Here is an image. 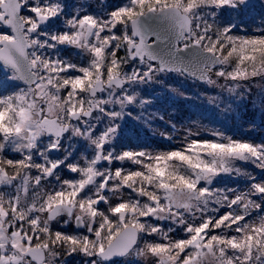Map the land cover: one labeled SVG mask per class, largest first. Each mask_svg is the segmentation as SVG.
I'll list each match as a JSON object with an SVG mask.
<instances>
[{
  "label": "snow or ice",
  "instance_id": "6c2138e0",
  "mask_svg": "<svg viewBox=\"0 0 264 264\" xmlns=\"http://www.w3.org/2000/svg\"><path fill=\"white\" fill-rule=\"evenodd\" d=\"M177 100L202 109L179 127ZM244 102L264 114V0H0V264H264Z\"/></svg>",
  "mask_w": 264,
  "mask_h": 264
},
{
  "label": "rangeland",
  "instance_id": "374dc122",
  "mask_svg": "<svg viewBox=\"0 0 264 264\" xmlns=\"http://www.w3.org/2000/svg\"><path fill=\"white\" fill-rule=\"evenodd\" d=\"M91 2L95 5L97 3V0H91ZM106 2H107V4H109L111 6H115L116 4H118L120 2V0H106ZM75 54H76L75 49H65L62 53L63 56L76 61L77 58H76ZM79 61H80V57H78L76 62H79ZM169 83L173 84L176 87H181V84H183V87L181 88V90L187 89L189 92H192V93L203 91L198 85L192 84L191 82H181V81H177V80L173 79V80H170ZM258 88H259V83L257 82L254 85L253 92H252V96L256 99H259ZM200 104H201L200 101H196V104H194L193 102H185L182 100H177L175 102L176 116L174 118L178 121V127H179L180 123H183L184 115L187 114V112H188L186 108L189 106V107H192L193 109H197V111L202 110L199 107ZM253 122L255 124V131L250 132L249 126ZM259 123L261 125L257 126ZM157 124L161 128L170 131V129L167 128V125H165L159 121H157ZM226 124H227V122H226ZM260 128L264 129V114H262L258 108L254 109L250 102L241 103L237 112L235 113L234 119L228 120V124H227V129L229 132L238 131V132H241L242 134L249 135L254 139L258 138V137L260 139L264 138V136H262V134L264 132H262L261 134H258V131H259V133L261 132ZM147 138L148 139L149 138H155L158 140L162 139L159 136H156V137L149 136ZM149 143H150L151 147H162V146H158V144L155 143V141L149 142ZM168 143L170 144L169 145L170 147L178 146L174 142L168 141ZM169 146H166V147H169ZM73 229H74V225L69 226V228H68L69 231H72ZM72 264H79V258L73 260Z\"/></svg>",
  "mask_w": 264,
  "mask_h": 264
},
{
  "label": "trees",
  "instance_id": "16d2710c",
  "mask_svg": "<svg viewBox=\"0 0 264 264\" xmlns=\"http://www.w3.org/2000/svg\"><path fill=\"white\" fill-rule=\"evenodd\" d=\"M75 56L78 59L79 56H77L76 54H75ZM77 59H76V61H77ZM195 85H197V84H195ZM198 86L203 91L206 90V86H203V85H198ZM207 91L212 92L213 90L212 89H207ZM186 109H187L188 112H187V114L184 115V118L187 117V116H189V115L195 116V114L197 112V109H193L192 107H189V106ZM205 122L207 123V120H205ZM227 124H228V121H227ZM227 124H226V126H227ZM259 125H261V124L259 123L257 126H259ZM217 126H219V125H217ZM260 131H261L260 133L258 131V134H261L262 132H264V129L260 128ZM229 134H235L237 136H244V137H248L249 136V135H246V134H242L241 132H238V131H236V132L231 131V132H229ZM262 136H264V133L262 134ZM255 139L257 141L260 140L259 137L258 138H255ZM146 140H148V142H154L155 141V143H157L158 146H162L163 148H167L166 146H169L170 145L168 143V141H165V140H162V139L158 140V139H155V138H149V139L147 138ZM223 181H224V183L229 184V185H231L233 183V181L231 180V178H228V177L223 178Z\"/></svg>",
  "mask_w": 264,
  "mask_h": 264
},
{
  "label": "water",
  "instance_id": "95a60500",
  "mask_svg": "<svg viewBox=\"0 0 264 264\" xmlns=\"http://www.w3.org/2000/svg\"><path fill=\"white\" fill-rule=\"evenodd\" d=\"M75 227V226H74Z\"/></svg>",
  "mask_w": 264,
  "mask_h": 264
}]
</instances>
